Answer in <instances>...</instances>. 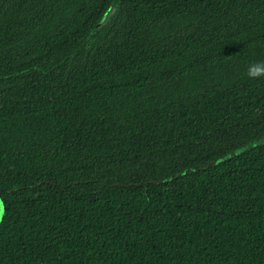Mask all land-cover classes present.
<instances>
[{
  "label": "trees",
  "instance_id": "16d2710c",
  "mask_svg": "<svg viewBox=\"0 0 264 264\" xmlns=\"http://www.w3.org/2000/svg\"><path fill=\"white\" fill-rule=\"evenodd\" d=\"M264 0H0V264H264Z\"/></svg>",
  "mask_w": 264,
  "mask_h": 264
},
{
  "label": "clouds",
  "instance_id": "9594fccd",
  "mask_svg": "<svg viewBox=\"0 0 264 264\" xmlns=\"http://www.w3.org/2000/svg\"><path fill=\"white\" fill-rule=\"evenodd\" d=\"M245 75L249 79H257L264 76V61L250 62L247 66Z\"/></svg>",
  "mask_w": 264,
  "mask_h": 264
},
{
  "label": "water",
  "instance_id": "95a60500",
  "mask_svg": "<svg viewBox=\"0 0 264 264\" xmlns=\"http://www.w3.org/2000/svg\"><path fill=\"white\" fill-rule=\"evenodd\" d=\"M3 214H4V206H3L2 201L0 200V223L3 218Z\"/></svg>",
  "mask_w": 264,
  "mask_h": 264
}]
</instances>
